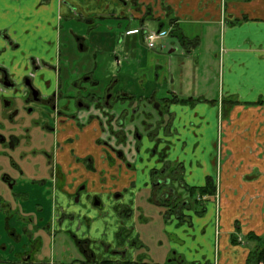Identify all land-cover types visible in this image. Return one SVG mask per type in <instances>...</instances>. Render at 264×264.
I'll use <instances>...</instances> for the list:
<instances>
[{"label": "crops", "instance_id": "crops-1", "mask_svg": "<svg viewBox=\"0 0 264 264\" xmlns=\"http://www.w3.org/2000/svg\"><path fill=\"white\" fill-rule=\"evenodd\" d=\"M74 16L89 23L101 46H110L105 49L106 59L118 56L119 72L107 75L117 78L115 89L122 100L115 108L123 119L140 114L152 119L157 114L163 120L145 135L133 122L135 129L129 128L127 134L130 145L122 149L125 157L109 152L106 161L97 144V122L86 126L80 119L82 130L71 125L59 128L49 145L60 175L51 177L57 181L52 191L62 209L67 206L71 216L87 224L79 230L68 226L63 230L70 238L96 244L93 248L98 253L97 245L116 244L119 226L131 229L128 240L142 248L127 249V240L128 255L135 259L146 251L143 261L149 264H251L253 238L264 237V104H256L264 103V0H0V30L8 33L14 45L19 43L8 59L25 52L54 62L55 50L47 44L58 41L59 23ZM147 17L157 22L158 29L176 30L188 40L196 39L197 45L186 52L169 33L158 41L162 44L148 49L143 26ZM136 21L140 28H131ZM143 101L148 104L141 110ZM135 133L138 148L131 147ZM221 133L230 154L218 183L219 209L211 195L206 196L201 215L185 204L176 209L180 215L171 210L169 216H162L164 208L155 204L159 189L151 187L150 175L163 165L172 166L180 169L181 192L205 186L208 179H215ZM152 140L156 153L150 152ZM39 146L40 151L46 150L45 145ZM35 170H20L19 180L11 176L7 180L4 174L0 195L5 196L6 184L13 180L8 190L15 195L13 206L24 222L23 233L30 241L37 238L42 250L38 224L42 219L29 210L20 212L31 198L40 208L36 213L42 209L34 191L36 182H46ZM95 196L101 204L91 202ZM128 204L133 207L130 214L121 215L120 209ZM149 207L163 211L159 212L164 221L161 232L150 228L154 219ZM0 209L2 216L11 205L2 200ZM5 227L19 246L23 244L24 237L10 228V220ZM140 229L152 234L147 236ZM18 245L11 248L12 253L18 252ZM152 246L159 250L151 252ZM7 249L2 244V251ZM38 253H31L35 260Z\"/></svg>", "mask_w": 264, "mask_h": 264}, {"label": "flooded vegetation", "instance_id": "flooded-vegetation-1", "mask_svg": "<svg viewBox=\"0 0 264 264\" xmlns=\"http://www.w3.org/2000/svg\"><path fill=\"white\" fill-rule=\"evenodd\" d=\"M59 24L58 41L47 44L49 47L53 46L55 50L54 62L51 58L45 60L35 55L26 56L25 52H20L18 57L13 56L11 59L8 57L6 59L9 52L17 51L19 43L14 45L8 33L4 29L0 30V96L4 101V106L0 109V119L3 118L8 124L15 126V129L8 131L7 137H0V144L12 149L19 146L21 139L15 132H18L17 129H21L25 124L33 129H39L42 133L51 134L53 138V135H57L60 131L59 128H65L67 125L76 126L82 130L80 119H83L86 126L91 121L97 122L95 130L100 134L97 144L104 150L101 155L103 160L106 161L109 152L123 159L125 156L122 149L130 145L127 134L130 129L134 130L135 126H132L133 121L130 118L126 123L119 110L115 108L117 102L122 100L115 89L117 81L115 75L119 72L118 56L113 54L109 61L106 60V46L105 44L101 46L98 41L94 40L96 38L88 22L74 16L69 21ZM67 24L71 28H65ZM60 38L63 39L60 40ZM99 60L105 69L103 80L94 78V71L99 69L97 65ZM107 73L115 75H107ZM105 80L108 82H102ZM67 91L71 94L64 95L63 93ZM132 142L134 144L131 147L136 148L137 135ZM40 144L44 145V142ZM152 144L150 152L156 153L157 144L153 140ZM28 145H30V140ZM37 154L45 159L50 177L56 179L59 173L49 150H39ZM72 156L78 158L74 153ZM161 157L162 155L158 160H162ZM166 169L167 166L163 165L155 171L161 177L154 183L151 179L150 184L155 190H160L161 186L167 183L177 185L176 190L166 188L168 191H165L155 203L164 208V216H169L173 204L175 205V200L172 205L169 202L171 196L178 191L183 182L179 176V168L174 167L169 175L166 174ZM151 175L150 178H153ZM8 177L5 175V179L8 180ZM10 182L8 185L12 187L13 180ZM79 195L80 192L77 191L75 196ZM91 200V202L101 204L98 196L92 197ZM180 207H175V212L179 213L176 209ZM132 209V204H128L120 209V214L123 212L129 215ZM122 220L125 219L122 218ZM130 234L131 229L119 226L115 235L116 244L111 247L99 244L97 245L98 253L94 252L93 248L96 244L94 245L88 239L71 238L82 256L81 259H75L73 264H149L143 261L146 251L138 254L135 259L132 255H128L127 249L131 248L136 252V248L138 250L142 248V245L128 240ZM127 240L128 248L126 249L124 243ZM23 249L24 252L15 254L14 260H0V264H24L22 262L24 260L27 264H41L40 259L35 260L36 255L31 254L41 249L36 240L30 244H24Z\"/></svg>", "mask_w": 264, "mask_h": 264}, {"label": "rangeland", "instance_id": "rangeland-1", "mask_svg": "<svg viewBox=\"0 0 264 264\" xmlns=\"http://www.w3.org/2000/svg\"><path fill=\"white\" fill-rule=\"evenodd\" d=\"M67 26V25H66ZM144 29L148 31H158V25L157 22L152 20L150 17H147L145 19L144 23ZM140 28L139 21H136L133 23L131 28ZM174 37V36H173ZM170 37L169 40H171L174 43V38ZM63 38H60V40ZM97 42V38L94 39ZM107 43L111 44V38H107ZM62 44V43H60ZM157 44H162L161 42L157 41ZM156 44V46H157ZM140 46H143L140 43ZM179 47V46H178ZM110 48L106 46V49ZM180 53V51H177V53ZM166 56H169L168 50L164 52ZM172 53L171 55H173ZM7 57V56H6ZM177 59V56H175ZM107 61L108 58L106 59ZM99 69L94 71V78L97 80H103L104 70L103 64L100 62L97 63ZM103 69V70H101ZM102 78V79H101ZM104 83L108 82L107 80L102 81ZM64 95H69L71 92L67 91V93H63ZM139 103V102H138ZM136 103V105L138 104ZM147 102L143 101L141 105V110L143 106H147ZM135 105V106H136ZM4 106V101L2 100V97L0 96V109ZM144 108V107H143ZM154 117L150 119V117L144 116L142 117L141 114L137 117L132 119V121L136 124L138 123L139 133L141 135H145V132L148 133L151 132L152 127L156 126L159 121L162 122L163 119H159V116L157 117V114L153 115ZM127 121H129V117L126 118ZM14 125L8 124L5 121L0 120V137H7L8 131L14 128ZM13 131V130H12ZM10 131V132H12ZM18 132H15V134L18 135V138L21 139L20 145L15 148H9L7 146H3L0 144V181H3V175L6 174L7 176H11L16 178L17 180L20 179L21 171L24 169L26 172L28 170H31L30 173H34L33 170H35L34 164L37 165V170L35 172L40 175V180H44L46 183L42 185V182H36V188H35V199L38 200L41 204V211L39 214L36 213V210L40 208L35 207L33 205V201L31 198V201L29 203H26L23 205V207L20 206V212L21 214H24L25 210L32 211V215H36V218L42 219V222L38 221L39 227L41 228L40 235L43 238V246L42 250L39 251V259L41 261V264L44 263H55V264H73L75 259H81L82 256L80 252L78 251L76 245L73 243L74 241L70 238V234L66 233L63 228L70 227L79 230L80 227L84 228L87 226L85 221L81 218H77L76 216H71L70 211H68L65 208L62 209V207L59 205V203L55 199V194L52 191L54 187H57V181L56 183L52 181V178L50 177L48 166L45 162V159L43 157H40L39 154H36L37 149H40V143L44 142L45 149L49 150V145L52 142L51 134L42 133L39 129H33L31 126L25 124L24 127L21 129H17ZM247 136V135H246ZM30 140V145H28V142ZM218 150L217 153V166L215 167V173H214V180L213 184L215 187V193H214V200H215V206L217 209L220 207V196L218 192V183L220 179V175L222 174V166L224 164V161L227 159L228 154H230L225 147L223 134L221 133L218 136ZM252 140V139H251ZM241 143V142H240ZM242 144V143H241ZM228 152V154H227ZM29 165V168L26 165ZM20 168V169H19ZM22 168V169H21ZM171 170H174V167H168L166 169V174L169 175V172ZM165 174V175H166ZM161 177L159 174H155L152 178V182H156ZM7 190L5 192V196L0 195V204L3 201L7 202L11 205V210L7 209L6 213H4L2 216L0 215V260L7 259L9 256V260H14L15 254L18 252H22L24 248L23 244H30L32 241H30L29 237H25V234L23 233L22 223H24L22 220L18 219L17 210L15 206H13V203L16 201L15 195H12V191L8 190L10 189V186L6 184ZM176 190L177 185L173 184H165L161 186V189L158 191L161 195L168 191V189ZM180 189V188H179ZM178 189L176 191L177 193L175 195L171 196L170 203L173 204V201L175 200L176 207H180V205H185L187 207L191 208V211L195 214H202L204 210V206L206 201L208 199L206 196H198L196 192L190 193H183ZM180 191V192H179ZM38 196V197H37ZM13 197V198H11ZM38 198V199H37ZM16 205V204H14ZM8 207V206H7ZM1 210V209H0ZM150 215L153 216L154 221L151 222L150 228L154 232L155 230H161L164 229V221L162 220L161 216L159 215V212L161 214L163 211H160L156 207H149ZM1 213V211H0ZM199 215V216H200ZM162 216H164L162 214ZM10 220V228L11 229H18L20 232L19 235L22 234V237H24V241L22 242L20 246L15 242L16 240H13L11 237L12 231H8L6 226V223H8ZM63 227V228H62ZM31 229L33 226L30 227ZM36 230V229H35ZM141 230V229H140ZM142 231V230H141ZM142 233L146 234L147 236L151 235L152 233L148 230L142 231ZM38 237V235L36 236ZM37 238H34V240ZM2 244H7L8 249L7 251H2ZM15 245H18L17 250L18 252H11V248ZM28 246V245H27ZM156 250H159L155 248V246L151 247V252H155ZM151 255V254H150ZM18 259V258H17Z\"/></svg>", "mask_w": 264, "mask_h": 264}, {"label": "trees", "instance_id": "trees-1", "mask_svg": "<svg viewBox=\"0 0 264 264\" xmlns=\"http://www.w3.org/2000/svg\"><path fill=\"white\" fill-rule=\"evenodd\" d=\"M172 36H174L178 44L187 52L191 48L195 47L197 45L196 39L194 40H188L187 38L183 37L182 35H179L176 30H172L170 33ZM258 105L264 104L263 102L256 103ZM193 192H196L198 196H211L215 193V187L213 184V181L208 179L205 186L201 188H192L190 189V194ZM176 205L173 204V207L171 208L172 211H175L174 208ZM256 242L255 247L250 252V263L251 264H264V237L261 238H253Z\"/></svg>", "mask_w": 264, "mask_h": 264}, {"label": "built area", "instance_id": "built-area-1", "mask_svg": "<svg viewBox=\"0 0 264 264\" xmlns=\"http://www.w3.org/2000/svg\"><path fill=\"white\" fill-rule=\"evenodd\" d=\"M169 34L168 30L148 31L144 32V42L148 49H154L157 41H161Z\"/></svg>", "mask_w": 264, "mask_h": 264}]
</instances>
